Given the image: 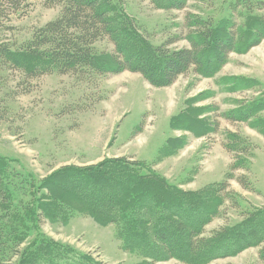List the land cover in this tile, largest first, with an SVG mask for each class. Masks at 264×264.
<instances>
[{
    "label": "rangeland",
    "instance_id": "374dc122",
    "mask_svg": "<svg viewBox=\"0 0 264 264\" xmlns=\"http://www.w3.org/2000/svg\"><path fill=\"white\" fill-rule=\"evenodd\" d=\"M112 1L143 42L158 46L173 41L171 49L190 46L188 18L214 23L233 18L240 24L250 14H264V9H245V0H186L184 9L170 8L168 0ZM27 3L10 17L0 19V42L21 43L61 11L60 6L47 7L45 0ZM97 48L108 53L114 45L103 39ZM239 78L258 83L241 89ZM22 80L17 70L0 72V156L9 159L14 169L40 181L66 166L85 167L126 156L153 161L154 168L183 191L206 190L226 182V190L219 192L225 196L220 214L206 226L205 237L252 219L248 218L251 213L264 211V137L246 123L221 115L255 98L264 99V40L249 51L232 53L212 75L191 68L167 87L154 86L130 71L101 76L94 85L58 73L25 83ZM28 83L30 90L24 92ZM182 112H193L202 124L218 121L217 131L197 136L173 128L174 116ZM231 132L243 139L240 150L245 151L247 160L239 169H232L238 154L228 148ZM175 139L181 142L179 146L169 147L165 156L159 155L166 142ZM241 175L247 179L239 180ZM38 222L43 235L71 247L90 264H264L260 258L264 243L208 263L200 262V258L159 259L125 249L114 225L102 226L78 212L66 223L43 217ZM35 238L38 245L37 231L29 232L19 248ZM12 255L0 248V264H52L48 259L16 261L19 256L9 260Z\"/></svg>",
    "mask_w": 264,
    "mask_h": 264
},
{
    "label": "trees",
    "instance_id": "16d2710c",
    "mask_svg": "<svg viewBox=\"0 0 264 264\" xmlns=\"http://www.w3.org/2000/svg\"><path fill=\"white\" fill-rule=\"evenodd\" d=\"M27 2L0 0V19L10 17ZM167 2L170 8L187 6L186 0ZM45 4L60 6V14L34 29L21 43L0 42V72L17 70L23 75V83L58 73L94 85L101 76L130 71L141 74L154 86L167 87L191 68L212 75L232 53L249 51L264 40V14H250L240 24L233 18L216 23L188 18L190 46L171 49L173 41L158 46L143 42L112 0H45ZM242 5L253 12L264 9V0H245ZM103 39L114 45L111 52L98 50L97 44ZM257 83L249 78L237 81L241 89ZM29 84L24 92L30 90ZM221 115L246 123L264 137V99L255 98ZM172 126L201 136L216 132L218 121L202 124L193 112H182L174 116ZM228 138V148L238 154L232 169H239L247 160L245 151L240 150L243 139L233 132ZM175 140L167 141L159 155L165 156L169 147L179 146L181 142ZM10 163L0 156V248L12 252L7 256L9 260L19 256L16 261L48 259L52 264H90L71 247L43 235L38 227L41 217L66 223L74 212L102 226L114 225L125 249L151 258H200V262L208 263L264 243V211L251 213L248 218L252 219L223 228L211 237L202 236L206 226L220 214L225 196L219 192L226 190V182L206 190L183 191L161 175L153 161L126 156L106 158L85 167L66 166L40 181ZM238 179L247 177L241 175ZM34 230L40 236L38 245L35 238L20 249ZM260 258L264 261V248Z\"/></svg>",
    "mask_w": 264,
    "mask_h": 264
}]
</instances>
